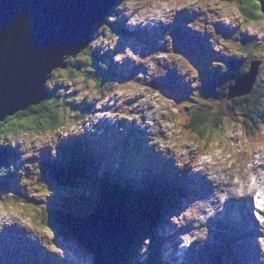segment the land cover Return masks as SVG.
Listing matches in <instances>:
<instances>
[{"label": "rangeland", "instance_id": "374dc122", "mask_svg": "<svg viewBox=\"0 0 264 264\" xmlns=\"http://www.w3.org/2000/svg\"><path fill=\"white\" fill-rule=\"evenodd\" d=\"M193 1V6L196 7V14H193L192 16H190L189 13L194 10H187V8L192 6L191 0H132L133 7L131 11L123 6L129 3V1H126L122 5L118 6L117 9V17H129L126 21V25L130 31L125 33L126 37L120 39L115 34L112 35L113 33L111 34L109 32L110 28H99L95 39L89 42L87 47L74 59H76L80 64H83L86 62L85 54L88 50L92 53L99 50L97 53L98 55H101L99 52L104 53L110 51L113 46L120 44L123 47V52H118L119 50L114 52L115 55H120V58L115 57L114 61H119V63H121L117 65V70L123 77L122 79H118L116 81L114 94L109 98V100L105 101L103 104L105 106H101L103 110H98L92 121L86 122V120H82L77 124L74 113L79 111V103L84 98L87 99L86 103L88 104H93L95 101L101 103V96L98 94L94 86L91 83H87L82 75H79L73 81L70 80L67 77V74L64 73L68 70V68L63 71L57 70L53 72L52 78L54 84H50L46 86V88L48 91L57 90L59 94H65V97L70 101V103H66L69 113L67 112L63 114L62 111H59V115L65 125L58 132L47 130L41 133L46 135V139L44 141L31 140L29 137H26L24 133H21L15 139L17 140L19 146H16L15 142L14 144L16 147L21 149L20 153L22 154L17 157V160L16 158L12 159L14 168L11 167V178L13 177V179L11 180V178H9L5 183L8 187V190H6L7 195L0 198V206L7 208L8 204L12 203L23 205L24 207L19 210L18 215H11L5 218L2 214H0V264H93L94 262V257H92L93 255L86 249L82 248L74 238L57 239L55 238L56 233L53 232V229L51 230L47 227H37L34 224V221H32L36 208L49 204L52 205L53 201L56 200L61 193L71 194V196H67L64 201H61V203L69 206L71 209L75 210L76 203L82 204L88 202L86 209L83 211L86 214L87 212L92 211L96 206L97 201L92 195H95V191L92 188L80 186L78 183L73 188L66 187L67 190L61 191L57 189L59 187L55 185L53 181H50L46 177L49 176V174L46 170L42 169L43 165H46L49 170L51 167L56 166L57 168L60 162L67 160L69 157V155L66 154V156L61 158L56 152V147L51 149L52 146L57 144L59 148H62L63 143L73 141L74 137L78 135L77 133L86 130H88V132L92 135L91 137L89 136L91 139L97 140L98 137V140L102 141V127H116L118 122L121 123L122 121H125V118H122V116L127 118L130 116V121H133L135 118L134 121L136 120V123L141 127L143 132L147 134L151 133V141H154L156 138L167 140L169 138L167 133L169 131H173V129H168L166 127V123L172 122L176 118V114L171 113V109L166 105H161V107L157 108L153 101H156V103H160V101L157 100L156 96L152 95V93L159 92V95L163 98V100H167L171 102L173 106H177V102L175 100L158 90L159 87H164L166 84L171 82V86L177 91L179 95L178 98L180 99L179 102L184 109L186 107L185 102L190 101L194 94L196 100L208 105L209 110L212 112L219 108L221 103L219 98H216L208 103L202 98V96H199V93H213L210 88L202 83V81H205L202 79L206 72L204 65L200 61H197L199 65L201 63L200 70L197 71L196 63L192 62L193 59L180 51L181 47L178 35L179 22L175 21L176 23H173L174 25H172V21L169 20L170 22H166L167 24L163 27L164 31L161 30V33L156 32V29L160 28H155V26L160 21H168V19H170L171 14L168 12H173L175 18L181 16L189 19L190 22L193 23L192 25L188 24L190 26L189 28L197 29V31L204 33V35L209 39L208 41L216 46L215 52L210 50L208 51L209 55H212L217 59L222 57L221 54L230 56L231 58H242L246 57L251 51V56L249 57L250 59L248 58L249 61L247 59V61L250 62V71L256 70L255 67L258 62L262 65V58H264V38H259L251 31L253 29L257 32L264 31V28L259 27L257 23L259 20L264 19L260 16L259 11L256 12L255 10H252L250 14L246 15L247 20L250 22L247 24L244 14H242L241 10L237 7L236 11H231L230 8H219V4L231 5L226 0ZM174 2L178 4L185 3L187 6L172 8L171 5ZM163 4H167L171 10H165L161 6ZM213 4H215L216 7H213ZM157 11L163 14V20L157 18ZM225 14H227L226 19ZM134 16L138 17L136 22H132ZM107 22L110 24L109 21ZM181 25L184 26L183 24ZM142 28L148 29L151 32V43H142L138 38L133 36L132 33H135V31L132 29ZM170 33L171 42L168 41L169 39L166 40V38L170 37L168 36ZM105 38L106 40H104ZM97 39L98 41H95ZM192 40L197 42V40ZM245 41L252 42V44L249 45L250 50H242L241 46ZM255 44L262 46L263 51L255 49L251 50L252 46ZM158 50L161 51L157 53ZM105 55L109 60L110 54ZM169 67L171 69H169ZM168 69L172 73H169ZM87 71L88 68H86V72ZM146 71H150V73L154 75L149 74ZM193 71L196 73L195 76L192 75ZM200 71L202 73L198 74ZM222 73V71L218 73L219 78L224 77V74ZM261 73H264V63ZM149 75H152L154 80H150L148 77ZM134 81L136 83H134ZM261 81L262 79L257 82V88L259 87ZM141 87L145 89L144 92L139 91V88ZM258 90L261 91L262 89ZM84 93H87V95H83ZM134 98L137 101L136 103ZM73 99L76 100L72 101ZM234 99L237 98L228 96L225 100L230 101ZM252 102H254V100L245 101V109L249 110L248 107L252 104ZM189 106V109L192 110V107L195 105L190 104ZM96 107L98 108L97 105ZM109 107L111 109L114 108L117 112L107 114ZM139 108L144 110L152 108V113L149 114L145 111L142 112ZM205 109L207 111V108ZM134 112H137L138 115L134 114ZM165 112H167L168 115H164ZM99 121L100 124L98 125ZM149 121H151V123H149ZM161 121L164 123H161ZM125 122L129 127L131 126V122ZM95 123H97L96 125H98L97 128L99 131L97 129L92 130ZM145 124H147L146 128ZM69 125H74L75 131L70 130L68 127ZM243 125V123L233 125L232 122L227 124L229 129L223 137L224 141L227 143L222 144L220 141H217L216 144L218 150L223 148L221 157L224 156L225 152H228L232 159L236 160V163L229 167V164L231 163L230 160L225 158L224 162L220 163V158L215 156L214 159L218 161L216 164L208 165L206 163H200L199 170L201 171V175L203 179L210 181V186L205 187L198 196H194L195 198L193 199V204L189 207V213L186 216H181L180 220H176L174 223L172 222L173 218H170V221L162 222V224L166 223L162 227L164 235L169 234L171 231L170 229L178 231L182 228L181 226L189 229L188 234L177 236L175 239H178V243L182 240L187 248L191 245L194 246V251H192L193 256H191L190 260H188L185 264H239L236 258L231 256L230 252L229 258L217 257L218 254L211 251L212 247L204 245L198 239L199 237H204L205 235L206 240L210 242L216 241V233L220 228L218 225L210 223L211 216L207 214V211L209 209L212 210L210 203L211 200H205L204 197L212 195L213 200L215 197H219L220 201L223 204H227V208L231 211V202L227 199V189L223 187V184L227 185L230 181H233L234 183L237 179L242 180L246 183V192L249 194V182L245 178L247 175L246 169H249L247 164L252 163V167L249 170L255 169L261 164L254 162L255 158L257 156L264 158V148L257 145L250 146L245 144L243 138L245 136L242 135L240 128L243 127ZM154 128L157 130L153 131ZM124 130H122L123 134ZM64 131H68L69 134L64 136ZM49 132L52 133L50 138L47 137V133ZM111 132H108L106 136L109 143L113 144L114 141L109 138V136H111ZM144 142L148 146H158V144L150 143L148 135H145ZM37 143H39V147L36 146ZM13 148L15 147L13 146ZM182 148L185 150L186 155L175 154L173 149H159L161 152L164 151L166 153L171 151V156L182 159L181 161L173 159L176 162L172 163V168L174 169H176L177 165H180V163L187 164L203 150V148H196L191 144L183 145ZM119 152H121V154L124 155L123 157H126L130 163L137 162L144 166H149L155 162L157 164H161V160L156 159L155 156L150 154V149L143 147L138 139H136L135 148H130L128 145L123 144L119 146ZM249 153H251V155H249ZM171 156L169 157L171 158ZM47 164H51V166ZM136 165L133 167L137 170L138 167ZM15 168H18L19 175L15 173ZM113 168L115 167L113 166ZM231 172H234L235 174L230 179ZM131 174L137 175L134 172H131ZM42 175L45 176L42 177ZM73 175L74 171L68 170L60 175V179L66 182ZM210 175L215 176L216 179H211ZM41 179L50 181V184L42 182ZM136 181V183L139 182V177L136 178ZM19 184H21V187H19L18 195H24L25 200L23 198L20 202L16 201L18 203L11 202V196L14 200L19 199V197L13 193L14 186L18 187ZM251 186L253 185L251 184ZM9 188L11 192H8L10 191ZM210 188L211 191H209ZM86 193L92 194H89L86 198ZM221 196H226V199L221 200ZM221 208L219 210H221ZM38 215L40 214L38 213ZM42 216L46 217V212L43 213ZM214 216L216 217L217 215L212 214V217ZM2 223H9V225L19 224L20 227L18 229L10 226L4 227L1 226ZM179 223H183L184 225H178ZM202 223H205L209 230H204ZM22 227L23 229H21ZM2 233H4L3 237L7 236L8 240L4 241L5 238L2 237ZM172 247H174V245ZM163 252L164 255H170L164 249ZM180 252L181 251L178 249L175 256ZM180 254L182 255V253ZM49 256H51V258ZM186 258L188 259L189 256ZM248 264H254V261L250 260Z\"/></svg>", "mask_w": 264, "mask_h": 264}, {"label": "trees", "instance_id": "16d2710c", "mask_svg": "<svg viewBox=\"0 0 264 264\" xmlns=\"http://www.w3.org/2000/svg\"><path fill=\"white\" fill-rule=\"evenodd\" d=\"M226 1L241 10L242 14L245 16V21L247 22L249 21L247 20L246 15L250 14L253 8L259 7L255 0ZM110 16L112 15L110 14L106 20L103 21V23L94 28V35L101 27L110 28L109 32L111 34V31L124 34V28L122 26H120L122 28L120 31L114 29L115 24H112L113 17ZM107 20L110 21V24ZM249 44L246 43L245 46H242V49H245L246 51V46ZM247 56L242 58L238 57L234 60H228L226 61V64L221 62L213 64L215 69L219 72L222 71L223 73H226L228 72V68L230 69L231 67H233L236 72L233 73L232 71H229L231 73H228V75H232L231 80L221 79L220 85L208 82V88L212 90L211 92L214 95L199 93V96H202V98L207 102L213 101L216 98L220 99L218 100L222 104L220 103L219 108L215 111L212 112L209 110L208 105L197 101L195 98L193 99L194 101L192 100L190 103L186 104L185 109L181 106L180 115L183 116L185 120L181 127H183L184 130L190 133H195V135L200 139H203L207 133L209 135V139H211V135L215 132H219L224 137V134L227 132L225 131V126L230 124V122H232L233 125L244 123L247 124V127H250V129L244 131L246 132L245 135L248 138L249 145L255 144L264 138V130L258 129V126H264V94L256 92V85L248 97L237 98L230 101L225 100L228 97V88L232 87L235 80L243 76L247 71ZM111 57L112 55L109 56V59ZM85 60L86 62L83 64H80L74 58L67 60V77L73 81L79 75L84 76V80L87 83H91L101 96L100 101H107L109 96L113 95L115 92V80L117 78L112 70L110 60L106 58V55L101 56L98 55L97 51L92 53L89 50L85 54ZM226 65H229L228 68ZM86 68H88L87 72ZM237 71L239 72L237 73ZM51 79L52 82L48 85L54 84L52 76ZM257 81H259V79ZM94 92L92 93L95 94ZM47 94L46 100L38 107H31L27 112L20 113L0 124V181L5 177V175L7 177L10 176V171H12V169L9 167V159L14 154L10 145L6 147L2 146L4 144V142L1 141L3 140L2 138L9 136L10 133L14 136H18L21 133L32 130H36L38 133H43L47 130L58 132L56 129H61L65 125L59 115V111H62L63 114L69 111L66 104L70 103L69 99L65 97V94H59L56 90L48 91ZM171 96L174 97L173 95ZM74 100L76 99H73L72 101ZM252 100H254V102H252V104L248 107L249 110L245 109L244 105H246V103L244 102ZM86 102L87 99L84 98L79 103V111L74 113L76 122L84 119L92 121L95 117L94 113L96 110V104H88ZM190 104L195 105L192 107V110L189 109ZM204 107L207 108V111ZM244 142L247 144L246 141ZM71 146H68L67 148V152H70L72 156L66 166H71L75 170L80 171L84 180H87V182L93 179L94 182L98 181L97 193L102 196L98 206L112 209H122L123 211L131 213L134 217V223L137 227V236L129 259L126 263L129 264L131 254L136 253L137 249L143 244L145 239H149L154 243L153 232L155 233V239L157 241L156 233L157 229L161 226L163 217L167 214H171V211H174L176 208L178 209L180 199L184 201V198H182L181 195L178 194L176 196L175 194L178 189V182L176 181L175 184H163L162 182H159L162 187L159 188L156 184L151 188H148L143 187L142 185L131 187L124 186L119 183H112V180H109L108 175H105L100 179L97 175L99 172L96 170V168L100 167L99 163L102 162L103 166L108 167L116 162L115 156L111 155L108 151H106V149H103L107 145L100 144V142L94 143L86 139L85 136H80L72 143ZM112 157H114V159ZM126 161L129 162L128 160ZM123 164L127 165L126 162H123ZM43 176L45 175H42V177ZM50 176L51 177H46L50 181H53L51 172ZM177 177L178 180L181 179L179 175ZM41 181L50 184V181H45L44 179H41ZM2 187L5 189L7 188L0 182V188ZM52 205L53 206L45 207V210L48 211L46 212V217L42 216V214L45 213V210L39 209L37 211V214L39 213L40 215H38V217L34 215L32 218L34 224L38 227H47L51 230L53 229V232L56 233L55 238L57 239L61 237H70L72 235V226L76 219L78 220V218L75 219V217L73 218L71 215L73 209L65 207L61 201L59 203H53ZM157 257L158 259L154 257L150 258L147 264H156L159 262V258L161 257Z\"/></svg>", "mask_w": 264, "mask_h": 264}, {"label": "water", "instance_id": "95a60500", "mask_svg": "<svg viewBox=\"0 0 264 264\" xmlns=\"http://www.w3.org/2000/svg\"><path fill=\"white\" fill-rule=\"evenodd\" d=\"M114 2L0 0V124L46 100L53 72L64 70L66 61L87 47ZM255 2L264 16V0ZM254 77L236 96L250 93ZM8 137L14 144L16 137L10 133L6 142ZM72 231L68 239L91 253L93 264H124L137 233L131 215L103 208L74 223Z\"/></svg>", "mask_w": 264, "mask_h": 264}, {"label": "bare ground", "instance_id": "6f19581e", "mask_svg": "<svg viewBox=\"0 0 264 264\" xmlns=\"http://www.w3.org/2000/svg\"><path fill=\"white\" fill-rule=\"evenodd\" d=\"M168 13L171 14L170 15L171 17H170V19H168V21L171 20L172 23H173L174 20H175V16L173 15V12H171V11L168 12ZM189 14H190V16H192L193 14H196V12L194 10V11L190 12ZM103 21H100V23L101 22L103 23ZM171 33L168 35V36H170L169 38L165 37L166 40L169 39L168 40L169 42H171ZM255 46H256V48L258 50L263 51L262 50V48H263L262 46L256 45V44H255ZM115 51L117 52V49ZM196 66H197L196 70L199 71L200 67H201V63L199 65L198 62H197ZM146 72H148L149 74H152V73H150V71H146ZM201 73L202 72L200 71L198 74H201ZM152 75H154V74H152ZM152 75L148 76L150 78V80H154ZM108 110L112 112L110 107H109ZM116 125H117L116 127L112 128L111 136L114 137L115 139L119 140L121 138V134H120L121 129L118 127V125H120V123H117ZM243 133H244V135L246 134V132H243ZM120 143H123V140ZM61 149L62 148H59L58 152H60ZM94 155H95V153H94ZM99 165H100L99 171H98L99 173H97V175L100 178H103L104 177V166H103L102 162L99 163ZM136 166L139 167L138 165H136ZM234 174H235L234 172L230 173V179H231V177H233ZM261 174H264V170H263V173H261ZM11 176H12V172L10 173L9 178H11ZM248 182H249V184L251 186V181L248 180ZM223 187L227 189V196H228L227 199L235 200V201L238 202V204L233 205V207H235L237 205H245L247 207L250 206V204H251V202L253 200V194L251 195V194H248L246 192L247 186H246V183L244 181L237 180L234 183H233V181H230V183L227 184V185L223 184ZM251 187L255 191V186L253 185ZM231 189H239L240 194H238V195L233 194V192L230 191ZM209 191H211V188H210ZM255 192L257 193V190ZM204 199L205 200H211L210 203H211L212 210L209 209L207 211V214L209 212H212V214H216L218 212V210L221 207H223V205H224L220 201L219 197H215V199L213 200V196L211 195V196L204 197ZM16 201H19V199H16ZM180 203L181 204H185L186 200L184 199V201H182L180 199ZM50 206H53V205L49 204V205L41 206L40 208H36L35 209V211H36L35 212V216L38 217L37 211L39 209L45 210V207H50ZM45 212H48V211L45 210ZM234 213L235 212H230V210L228 208H226L224 210L222 218L219 219V220L213 218L212 215H211V219L212 220H214V221H216L218 223L226 224V226L223 227V232H224V234L226 236L230 237L232 243H231V241H229V239L227 237L226 238L224 237L222 239V244L227 248V251H229L231 255L234 253V255L236 257V260L239 262V264H248V262L250 260L254 261V264H264V249L262 248L261 243L257 242V239H258L257 233H260L259 237L264 236V223H257L256 224V220L250 222L248 219L245 220L244 219L245 217H241L242 219H244L245 223H241L239 225L237 220H235V214ZM262 214L264 215V213H262ZM237 217H239V216H237ZM1 226H4V227L5 226L16 227L17 229L20 227L19 224H13V225L11 224V225H9V223L8 224L2 223ZM181 227L183 229L184 226H181ZM202 227L204 228V230H209L208 226L205 223H202ZM72 228H73V226H72ZM21 229H23V227ZM218 231H217V236L219 237V232ZM198 240L200 242H202L203 244H205L208 241V240L205 239V235H204V237H199ZM4 241H6V239ZM220 244H221V240H220ZM181 247H182V245H181ZM182 249H184V251H186V253H189V254H191L192 251H193L191 246H189L188 248L187 247H182ZM182 249L179 248V250L181 251L180 253H182ZM180 253L178 255H176L178 257V259H180L183 256V254L181 255ZM179 263H180V261H179Z\"/></svg>", "mask_w": 264, "mask_h": 264}, {"label": "clouds", "instance_id": "9594fccd", "mask_svg": "<svg viewBox=\"0 0 264 264\" xmlns=\"http://www.w3.org/2000/svg\"><path fill=\"white\" fill-rule=\"evenodd\" d=\"M124 7L128 8L130 11L132 10V0H129V3L123 5ZM165 10L170 11L171 9L169 8V6L167 4H163L161 5ZM187 6L185 3H172L171 7L172 8H181V7H185ZM213 7H216L215 4L212 5ZM219 8L224 9V8H230L231 11H236V7L235 5H226V4H219ZM157 18L163 20V14L160 13L159 11H157L156 13ZM227 18V14H225V19ZM138 19L137 16L133 17V21L132 22H136ZM165 22H170V21H165ZM259 27L264 28V19L259 20L258 22ZM253 32V34L257 35L259 38H264V31H256V30H251ZM262 60H264V58H262ZM193 76L196 75L195 71H193L192 73ZM52 82V79L46 84V86H48V84ZM47 90V88H46ZM140 92H144L145 89L144 88H139ZM48 93V90H47ZM123 94V93H121ZM83 95H87V93H84ZM152 95L156 96L157 100L160 101V103H156V101H153V103L156 105L157 108L161 107V105H166L168 108L171 109V113L176 114V118L170 122V123H166V127L168 129H173V131H169L167 133V136L169 137L167 140H161L159 138H156L154 141H150V143H155L158 144L160 146L161 150L164 149H173L178 155H186L185 150L182 148L183 145H193L196 148H203V153L200 154L197 157L196 163H206L208 165H213L216 164L218 161L216 159H214L215 157H219V162L223 163L224 159L227 158L228 160L231 161V163L229 164V167H231L232 164L236 163V160L232 159L231 155L228 152L224 153V156L221 157V152L223 151V148L221 149H217L216 144L217 141L219 140L222 144L223 143H227L226 141H224L223 136L219 133V132H215L211 135V139H209V135L206 133L203 139L198 138L195 133H190L188 131H185L183 127H181V125L185 122L184 117L180 115V108L177 106H173V104L167 100H163L162 97H160L159 92H155L152 93ZM164 115H168L167 112L164 113ZM149 123H151V121H149ZM161 123H164L163 121H161ZM70 130L75 131V126L74 125H69L68 126ZM157 129H153V131H156ZM56 131H60L59 128L56 129ZM225 131H227V125L225 126ZM69 133L68 131H64L63 135L67 136ZM24 135L26 137H29L31 140H38V141H44L46 139V135L45 134H41L38 133L36 130H32L29 132H25ZM52 133L49 132L47 133V137H51ZM37 147H39V143H37L36 145ZM231 147V146H229ZM261 148H264V144L260 145ZM249 155H251V153H249ZM187 162V161H185ZM256 163H264V158H262L261 156H257L255 158ZM182 166V165H181ZM247 167L249 169H251L252 167V163H248ZM211 179H216L215 176H211ZM230 191L233 192V194H240L239 189H231ZM226 199V196H221V200ZM23 205H17V204H12L9 203L7 208H3L2 206H0V214H2L5 218L11 216V215H18L19 214V210L21 208H23ZM11 210V211H9ZM222 211V209H221ZM209 216L212 215V212L208 213ZM172 222H175V218H173ZM203 235V234H201ZM186 245H182V247H185Z\"/></svg>", "mask_w": 264, "mask_h": 264}]
</instances>
